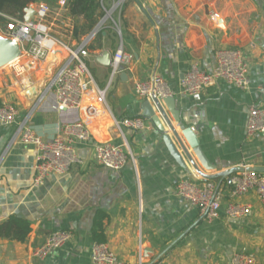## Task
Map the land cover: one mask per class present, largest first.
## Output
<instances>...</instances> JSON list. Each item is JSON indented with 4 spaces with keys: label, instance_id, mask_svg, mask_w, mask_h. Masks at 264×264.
<instances>
[{
    "label": "crops",
    "instance_id": "crops-1",
    "mask_svg": "<svg viewBox=\"0 0 264 264\" xmlns=\"http://www.w3.org/2000/svg\"><path fill=\"white\" fill-rule=\"evenodd\" d=\"M57 3L31 0L26 8L39 4L54 8ZM112 18L113 26L104 25L82 60L96 86L106 90L105 103L113 118L141 117L146 128L134 131L122 127V137L113 128L111 117L91 121V139L75 145L80 162L65 175L49 176L38 187L31 185L34 146L14 135L25 122L35 135L49 139L57 124L65 120L50 96L40 102L39 97L68 54L56 47L55 55H48L36 66L22 56L15 66L0 68V107L11 104L17 111L14 123L0 124V223L16 216L27 220L31 229L23 243L0 239V264H92L91 248L96 243L92 228L99 212L106 216L105 244L118 264H227L232 254L241 250L259 254L264 248V207L255 194L240 199L252 207L248 216L227 219L228 179L212 180L221 188L223 199L220 218L210 223L196 208L175 197L177 182L198 184L202 178L184 156L187 170L172 158L153 124L142 115L145 99L134 94V85L153 75L165 80L174 93L182 124L195 135L208 165L214 167L205 170L192 155L202 175L236 167H264V134L246 135L249 107L264 109V0H124ZM55 22L51 28L57 35L60 20ZM80 22L68 16L62 22L64 28L59 29L71 47L76 44L71 38L73 25ZM0 32L5 35L1 17ZM219 48L243 53L248 89L240 91L218 82L197 96L180 95L184 75L193 65L212 71ZM119 49L131 60L112 74L113 56ZM105 55L111 60L108 66L101 64ZM162 107L191 154L177 122ZM169 136L172 138L170 132ZM109 141L125 144L134 162L129 161L118 172L97 165L94 148ZM56 231L71 232L73 239L45 260L34 258L33 250Z\"/></svg>",
    "mask_w": 264,
    "mask_h": 264
},
{
    "label": "built area",
    "instance_id": "built-area-1",
    "mask_svg": "<svg viewBox=\"0 0 264 264\" xmlns=\"http://www.w3.org/2000/svg\"><path fill=\"white\" fill-rule=\"evenodd\" d=\"M109 0H99L104 15L93 28L89 39V32L74 47L63 40L65 34H53L52 26L60 20L62 25L65 17L69 16L68 0H58L56 7L39 4L34 7V15L26 23L19 16H6L0 12L5 20V36L17 42L21 47L22 56L30 60L31 66L45 60L48 55L56 54V47L68 54L60 64L53 78L48 82L39 102L46 96L53 99L56 110H65V120L57 124L55 134L49 139H43L25 126L22 122L14 135L20 137L25 144H32L35 149V165L32 178V187H38L51 175H65L80 161L77 157L75 145L87 143L91 137L90 122L98 118L113 120V128L123 137L122 127L134 131L146 128L144 118H127L118 121L113 118L106 107V90L99 89L88 68L82 60L86 47L103 30L105 22L111 20L113 13L118 10L124 0H111V7L104 9ZM62 34V35H61ZM25 45H27L25 49ZM20 57V58H21ZM9 63L15 66L19 59ZM131 57L123 53L122 49L115 52L112 62V74L129 64ZM218 82L233 86L245 91L249 87L248 65L243 53L235 49L219 48L215 52V67L210 72L198 70L192 66L184 75L179 94L194 97ZM134 94L141 99L150 100L154 96L158 101L173 97L165 80L153 75L151 78L137 82L134 85ZM16 109L11 104L0 107V124L9 125L15 122ZM264 134V109L260 105H253L248 109L246 135L252 137ZM94 157L97 165L111 171H121L126 164L134 162L132 155L125 144L113 142L99 143L94 148ZM245 168V167H243ZM230 187L229 201L224 206V217L240 219L251 213V205L240 202L247 194H255L264 207V174L254 172H238L228 178ZM174 195L177 199L186 202L198 210L199 215L208 223L220 218L223 194L221 188L212 180L202 179L198 184L187 180L177 182ZM73 239L68 231H56L47 235L44 243L32 252L38 260H45L53 251L63 247ZM92 264H118L116 256L105 243H94L91 248ZM141 264V263H139ZM227 264H257L254 253L246 250L235 252Z\"/></svg>",
    "mask_w": 264,
    "mask_h": 264
},
{
    "label": "water",
    "instance_id": "water-1",
    "mask_svg": "<svg viewBox=\"0 0 264 264\" xmlns=\"http://www.w3.org/2000/svg\"><path fill=\"white\" fill-rule=\"evenodd\" d=\"M25 16L23 18V21L28 23L31 21L34 15V9L33 8H26L24 10ZM88 36L87 39H89L92 35ZM22 55L21 47L17 42H14L11 38L6 37L0 32V68L8 65L12 61L20 58ZM108 57H110L109 54H107ZM107 55H105V61H101L104 66H108L111 64V60H107ZM110 59V58H109ZM122 68L119 69L121 71ZM162 104L167 109V112L171 115L172 119L177 122L178 129L181 132L182 137L184 138L185 142L187 143L189 149L191 150V154L188 152L187 148L185 147L183 141L177 134L175 128L172 126L170 120L168 119ZM161 116L164 124L166 125L168 132L164 129V127L161 125L159 118L156 116V112L154 110V107ZM142 115L147 118L155 127L156 131L159 133L161 140L165 147L167 148L168 152L172 156V158L175 160V162L178 164L180 168L183 170H187L186 165L184 164L183 157L188 161V163L191 165V167L194 169V171L202 178L206 180H226L230 176H232L235 173L238 172H254L258 174H264V167H254V168H243V167H236L229 170H226L225 172H221L218 174L210 175V176H204L202 175L192 159V155L195 156V158L199 161L200 165L207 171H212L214 167L208 165L207 160L204 157V154L202 150L199 147L198 141L195 137V135L192 133V131L188 128H185V126L182 124L179 116V111L175 109V100L173 97L165 98L161 101H158L154 96L151 97L150 100H145L141 106ZM60 114L65 115V110L60 108L57 110ZM169 132L172 135V138L169 136ZM174 140V141H173ZM176 145L181 150V154L178 152Z\"/></svg>",
    "mask_w": 264,
    "mask_h": 264
},
{
    "label": "trees",
    "instance_id": "trees-1",
    "mask_svg": "<svg viewBox=\"0 0 264 264\" xmlns=\"http://www.w3.org/2000/svg\"><path fill=\"white\" fill-rule=\"evenodd\" d=\"M31 0H0V12L12 16H22ZM69 16L81 19L80 23L73 25L71 38L80 41L97 25L102 17L100 11L99 0H68ZM101 32L97 34L100 36ZM92 45H88L86 49L90 50ZM105 214L97 213L93 222L92 235L96 243H105L103 233V221ZM30 224L27 220L11 216L6 221L0 223V239L23 243L29 233Z\"/></svg>",
    "mask_w": 264,
    "mask_h": 264
},
{
    "label": "rangeland",
    "instance_id": "rangeland-1",
    "mask_svg": "<svg viewBox=\"0 0 264 264\" xmlns=\"http://www.w3.org/2000/svg\"><path fill=\"white\" fill-rule=\"evenodd\" d=\"M111 7V4H108V3H105V5H104V9L105 10H108L109 8ZM100 11L102 12V16L104 15V12H103V10L101 9V7H100ZM112 25L113 23H112V21L111 20H108L107 22H105V25ZM113 26V25H112ZM60 28H64V26H62V25H58L57 26V28H55V30L57 31H59V29ZM97 39V35H96V37L92 40V41H95ZM72 41V40H71ZM91 41V42H92ZM64 42H66V43H69V45H71L72 43L71 42H69V40L67 39V38H64ZM76 42V44L79 42V41H75ZM72 46V45H71ZM86 50V49H85ZM86 65V64H85ZM87 67V66H86ZM89 67V66H88ZM87 67V68H88ZM107 98V97H106ZM250 252H252V251H250ZM252 253H254L255 254V256L257 257V264H264V248H262L261 249V252L259 253V254H256L255 252H252Z\"/></svg>",
    "mask_w": 264,
    "mask_h": 264
}]
</instances>
